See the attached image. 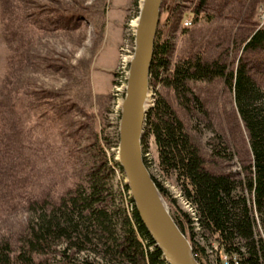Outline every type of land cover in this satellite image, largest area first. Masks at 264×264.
Returning a JSON list of instances; mask_svg holds the SVG:
<instances>
[{"label": "rangeland", "instance_id": "374dc122", "mask_svg": "<svg viewBox=\"0 0 264 264\" xmlns=\"http://www.w3.org/2000/svg\"><path fill=\"white\" fill-rule=\"evenodd\" d=\"M139 2L0 0V241L15 244L28 195H57L83 176L101 154V129L107 156L117 157L119 116L110 87ZM185 19L192 23L184 26ZM158 28L171 41L169 68L194 52L221 57L229 68L242 60L264 88V47H244L264 28V0H163ZM189 84L203 108L185 110L169 88L161 84L158 91L174 105L206 167L244 179L251 150L232 90L221 77ZM144 133L150 173L171 184L174 178H164L156 165L153 136ZM119 180L115 171L114 187Z\"/></svg>", "mask_w": 264, "mask_h": 264}, {"label": "trees", "instance_id": "16d2710c", "mask_svg": "<svg viewBox=\"0 0 264 264\" xmlns=\"http://www.w3.org/2000/svg\"><path fill=\"white\" fill-rule=\"evenodd\" d=\"M197 17L195 9L193 18ZM171 46L157 26L149 74L169 88L185 110L203 108L190 80L221 77L233 92L248 133L251 163L244 179L208 169L174 105L158 91L146 113L144 131L153 136L159 171L164 178L173 177L195 205L207 233L203 243L196 239L188 213L169 189L151 176L200 264H264V88L242 60L229 68L221 57L207 60L194 52L169 68ZM244 47L263 48L264 28L255 29ZM101 130L97 133L101 154L79 180L57 195L43 192L23 200L27 219L14 245L6 239L0 241V264H169L143 224L127 183L114 187L115 170L124 171L112 154L107 156L100 142L105 138ZM145 141L144 133L141 145ZM209 237L217 242L216 248L208 242ZM207 246L212 248L210 253Z\"/></svg>", "mask_w": 264, "mask_h": 264}, {"label": "water", "instance_id": "95a60500", "mask_svg": "<svg viewBox=\"0 0 264 264\" xmlns=\"http://www.w3.org/2000/svg\"><path fill=\"white\" fill-rule=\"evenodd\" d=\"M161 1L143 0L139 11L134 56L118 126L116 159L124 171L137 212L165 260L169 264H200L143 159L141 137L149 110L146 95Z\"/></svg>", "mask_w": 264, "mask_h": 264}, {"label": "built area", "instance_id": "2783aa9c", "mask_svg": "<svg viewBox=\"0 0 264 264\" xmlns=\"http://www.w3.org/2000/svg\"><path fill=\"white\" fill-rule=\"evenodd\" d=\"M142 1L143 0H140L139 2L138 5L139 8L136 15L126 23L125 29H127L128 37L124 39V42L119 48L118 61L116 64V69L114 70L113 73V80L110 87L111 107L114 113H116L119 116V120L122 109V103L125 96L127 81L129 77L130 62L134 56L136 25H137V19L142 5ZM191 23L192 21L190 19H185L183 25L189 26ZM161 84L162 83H160L159 81H155L152 75L149 74V84L146 95V106H148L149 108H151L154 105L156 94ZM115 171L118 175V178L120 179L119 184L121 185L122 182H126L125 174H122L119 170H115ZM167 182L168 181H165L164 183L169 188V191L171 192L172 196L176 199L177 204L190 216L192 220V224L194 226V230L197 233L196 239L199 240L201 243H203L204 242L203 235L207 236V233L204 231L203 227H201L199 221V214L195 205L192 204L190 200L187 199V197L182 192L180 186L175 181H173L171 184ZM127 192L130 194L129 188ZM245 193L248 198L249 194L247 192ZM211 240L215 241V239L213 237L211 238L209 237L208 239V242L214 249L217 247V245L213 246ZM212 248L207 246V251L210 253ZM222 257L223 259L226 258V256H222Z\"/></svg>", "mask_w": 264, "mask_h": 264}, {"label": "crops", "instance_id": "0c3cea01", "mask_svg": "<svg viewBox=\"0 0 264 264\" xmlns=\"http://www.w3.org/2000/svg\"><path fill=\"white\" fill-rule=\"evenodd\" d=\"M114 24H116V26H117V27L115 28L114 32H115V35L118 36V33H119V23H117V21H115Z\"/></svg>", "mask_w": 264, "mask_h": 264}]
</instances>
